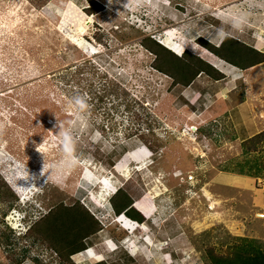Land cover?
Here are the masks:
<instances>
[{
  "label": "rangeland",
  "instance_id": "374dc122",
  "mask_svg": "<svg viewBox=\"0 0 264 264\" xmlns=\"http://www.w3.org/2000/svg\"><path fill=\"white\" fill-rule=\"evenodd\" d=\"M146 36L223 78L172 87L151 67ZM227 36L264 51V0H0V178L17 198L0 264H60L23 224L76 199L103 231L75 264L120 263L123 250L129 264H206V247L224 253L235 238L264 249V146L243 153L252 136L237 116L249 96L250 124H264V65L244 74L197 44ZM253 166L260 179L236 173ZM119 188L150 224L116 218L108 201Z\"/></svg>",
  "mask_w": 264,
  "mask_h": 264
},
{
  "label": "trees",
  "instance_id": "16d2710c",
  "mask_svg": "<svg viewBox=\"0 0 264 264\" xmlns=\"http://www.w3.org/2000/svg\"><path fill=\"white\" fill-rule=\"evenodd\" d=\"M34 2L41 6L36 1ZM140 30L136 29L134 35H142ZM141 44L153 57L151 67L158 73L168 76L172 81V87H188L201 75L214 81L223 78V74L207 61L189 51L177 56L150 36L144 37ZM197 44L219 60L242 72L264 63L263 51H258L253 46L230 37H225L219 45L202 38L197 40ZM262 146H264V130L243 141L241 145L244 154L256 153ZM118 151H121L118 155V158H121L127 152V148L119 145L114 153ZM114 164L112 160L109 162L110 166ZM262 167L264 170V160ZM236 173L254 179L261 178L260 170L255 166L249 167L246 171L240 168ZM15 201H17L16 196L0 178V203L7 205V210H3L0 217V242L4 245L8 243L7 246L13 244L10 241L13 236L2 220L13 208ZM108 203L115 216L124 215L128 218H123L127 223L131 221L137 224L149 223L148 220L145 221L144 215L133 206L134 200L126 190L117 189ZM101 231H103L101 222L79 199H76L73 204L69 205L63 202L55 204L46 214L31 220L24 239L31 244L38 243L45 246L47 250L56 255L60 264H75L71 258L91 247L94 236ZM122 233L126 234V231ZM23 252L26 253V249H23ZM122 252L124 260L112 264H129L134 261L125 250ZM204 259L206 264H264V249L256 239L235 238L234 243L224 253L217 251L213 246L206 247ZM15 261L18 264L19 260ZM33 261L34 264L39 263L37 259Z\"/></svg>",
  "mask_w": 264,
  "mask_h": 264
},
{
  "label": "crops",
  "instance_id": "0c3cea01",
  "mask_svg": "<svg viewBox=\"0 0 264 264\" xmlns=\"http://www.w3.org/2000/svg\"><path fill=\"white\" fill-rule=\"evenodd\" d=\"M260 46H261V44H260ZM260 48H263L262 46L260 47ZM264 52V51H263ZM261 65H264V63L263 64H261ZM261 65H259L258 67H256V68H259V67H261ZM231 67V66H230ZM231 68H233V67H231ZM231 68H224V69H227V71L229 72V74H231V72H233L232 70L233 69H231ZM255 70H257V69H251V70H248V71H244V72H242V73H244V74H248V73H250V72H254ZM239 71V70H238ZM248 72V73H247ZM234 74V73H233ZM248 81H250V80H248ZM252 85V84H251ZM247 86V82L245 83V87ZM244 87V88H245ZM246 91V90H245ZM260 91V90H259ZM258 91V92H259ZM256 93V94H258L259 95V97H258V103H257V105L259 106V109H260V111H259V114L260 113H263L264 112V96L263 95H261L260 93ZM248 98H249V96L247 97V99H245V95H243V99H242V101H241V103L237 106L238 107V110L239 111H237L236 109H235V107H234V105L233 104H231L230 106H228L227 108H226V116H228L229 114H231V113H233L234 111H237L238 112V120L239 121H241V123H239V125L240 126H242L243 127V125H244V127H243V129L244 130H247V127L249 128L248 129V131L250 132V134H249V136L247 137V138H249V137H251V136H253V135H255V134H257V133H259V132H261V131H263L264 130V124H262V123H260V125H258V129H256L253 125H251L250 123H251V120H252V114H251V112H250V110L249 109H247V103L248 102H246L247 100H248ZM262 106V107H261ZM261 119H262V117H261ZM264 119V118H263ZM262 119V120H263ZM247 126V127H246Z\"/></svg>",
  "mask_w": 264,
  "mask_h": 264
},
{
  "label": "clouds",
  "instance_id": "9594fccd",
  "mask_svg": "<svg viewBox=\"0 0 264 264\" xmlns=\"http://www.w3.org/2000/svg\"><path fill=\"white\" fill-rule=\"evenodd\" d=\"M227 37H229V36H227ZM170 50V49H169ZM185 49L183 48V47H181V46H177V48L175 49V51H176V55L177 56H181L185 51H184ZM173 52V51H172ZM175 54V53H174ZM76 103L77 104H79L81 107H83L84 105H83V101L80 99V98H77L76 99ZM65 141H67V134L65 133ZM25 173L28 175V173H27V171H26V168H25ZM115 193V192H114ZM113 193V194H114ZM112 194V195H113ZM133 206H134V204H133ZM23 219H25V217L23 218ZM30 222H31V220H29V218L28 219H26L25 221H24V224H23V226H24V229H25V232L28 230V228H29V226H30Z\"/></svg>",
  "mask_w": 264,
  "mask_h": 264
},
{
  "label": "bare ground",
  "instance_id": "6f19581e",
  "mask_svg": "<svg viewBox=\"0 0 264 264\" xmlns=\"http://www.w3.org/2000/svg\"><path fill=\"white\" fill-rule=\"evenodd\" d=\"M166 46H167L168 49H171V51H173V53L177 54L176 51H175L176 47H173V46H171L170 44H167ZM155 191H156V190H155ZM156 192H157V191H156ZM155 195H157V194H155ZM116 218H119V217H116ZM122 221H123V220H122Z\"/></svg>",
  "mask_w": 264,
  "mask_h": 264
}]
</instances>
